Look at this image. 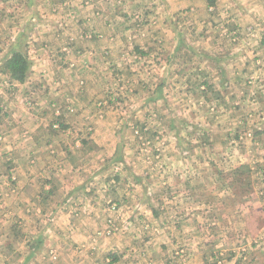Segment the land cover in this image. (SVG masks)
Here are the masks:
<instances>
[{"label": "rangeland", "instance_id": "rangeland-1", "mask_svg": "<svg viewBox=\"0 0 264 264\" xmlns=\"http://www.w3.org/2000/svg\"><path fill=\"white\" fill-rule=\"evenodd\" d=\"M145 1L0 0V264H186L189 251L203 264H264V50L253 51L252 17L236 20L242 30L220 11L210 20L237 0L172 1L167 16L143 14ZM110 43L112 82L96 50ZM135 46L154 67L134 62ZM17 53L22 82L5 68ZM59 89L64 105L38 109L34 93ZM83 127L80 151L65 136Z\"/></svg>", "mask_w": 264, "mask_h": 264}, {"label": "crops", "instance_id": "crops-1", "mask_svg": "<svg viewBox=\"0 0 264 264\" xmlns=\"http://www.w3.org/2000/svg\"><path fill=\"white\" fill-rule=\"evenodd\" d=\"M172 1L176 2V1H180V0H146L145 2L147 4V9L149 11L147 9H143L142 10L143 11L142 13L148 15L150 13H154L155 12L154 14L161 13V15L164 14L165 16H167V13H166L167 12V10H166L167 9V6L165 7V5L167 3H169V2H172ZM237 2L239 4V7L234 5L231 8L230 7L231 5H228V7H222L221 8L220 6H218L217 7L218 9H216V11H215V13H213L212 17L213 16L216 17L217 16V11L218 12L220 11V12H222V16L227 19V21L224 20V22H232V21H235L236 22L235 25L238 28H240V29L243 28V27L237 21H243L245 17H247V18L252 17V20L253 21L251 20L252 22L250 23V24H252V33H253L254 36H256L257 34L260 35V42H259V44H256L254 46V48H253V51L255 53H258L261 48H262V50H264V0H248V3H244L241 0H237ZM141 3L143 4V1H141ZM153 4H157V5L156 6H152ZM209 9L211 10V8H209ZM154 10H156V11H154ZM212 17H210L211 19L210 18L209 19L210 20H214L215 17H213V18ZM210 20H209V23H210ZM236 26H234L235 28H231L230 29V32H228V36L231 35L232 31L235 32ZM213 27H215V26H213ZM237 32H240V30L238 29ZM98 36L99 37H102L103 34L100 33ZM260 44H261V46H260ZM129 46H126V48L129 49ZM179 46L180 45H178L177 47H179ZM118 47H119L118 45H115V44L110 43L108 45H104L102 47H97L96 48V50H98V52H101V53L104 54V56H102V55H98L97 56L98 59H99V62L98 63L101 64V66L100 65H97V66L100 67V68H103L104 71H107L109 73V77L108 78L111 79V82H112V78L110 76H114L116 78V76H117L116 75V72H117L116 70L117 69L115 70V67H114V64H116V61H113L112 59H108V56H110V54H112L114 51H116ZM232 47H233V48H231V51L232 52L238 51V49H236V48H239L238 45H234L233 44ZM133 48L134 49L131 52H129V53L132 55L134 62H139L140 64H147L146 68L143 69L144 71H148V69L154 67V66L148 67V65L150 63H147L145 60H142V58L145 56V55H142V53H143V51L145 50L146 47H144V46H142V47L135 46ZM243 49H244L245 52H247V51H249L250 48L248 46V49L247 48H243ZM229 58H230V56H229ZM249 61L250 60L246 56L239 57V55H238L237 56L236 63L242 62V64H243L244 62H249ZM228 62H229L230 68H232V66L234 64L233 61L228 60ZM161 63H162V65L160 66L161 68L159 69V72L160 73H161L162 69H166V67H167L166 64H168L169 62L168 63L167 62H160V64ZM42 64L43 63H41V65ZM98 74H101V72H99ZM230 75H231V78H230ZM45 76H46V78H48L47 75H45ZM159 76L161 78H163V82H164V80L165 81L168 80V78L166 79V75H164L163 73L159 74ZM234 79H235V76L233 74H231V72H229L228 76L226 77V80L223 81V83H225L224 85L226 86V88H224V89H226V91L228 90V87L231 86L230 84H231V82ZM65 89L66 88L64 87V90ZM105 90L106 91L108 90L107 87H105ZM56 91L57 90H49L47 92L46 91H43V92H40V93H34V96H35V105L38 106V109L43 110L41 108L42 105L44 107H47L52 102V100H54V98L56 100H58V102L60 103V105H64V103H65L64 100L67 98V96L69 97L71 94L68 91H61L60 89L58 90V92H56ZM237 98L238 99H241L243 101V100H245L246 96H245V94H241V95H238ZM80 99H81V97H77L76 98V101L78 102ZM57 105H59V104H57ZM82 108H84V107H79V110H82ZM61 113H62V115H64L63 114V111H61ZM85 129H86V127L85 128L83 127L82 131L80 132L81 134L79 136H76V134L75 135L70 134V129L68 131H66V136H65L66 139L69 140V139L73 138L74 136H75V138H77V142H75V144L78 146V149L80 151L81 150L83 151L84 148L86 147V143H85L86 141L84 139L85 136L82 134L83 132H85ZM78 130H79V128L77 129V132H78ZM89 138L92 139L91 136ZM68 146H70V145H68ZM65 148H66V150L68 152L70 151V149L68 147H65ZM67 156H68V153H67ZM67 159H69V157H67ZM49 167H51V165ZM47 169L48 168H46V171H47ZM80 171L83 172V170H81V169H80ZM44 174H45V170H42V172H37L35 175L34 174L20 173L21 179L22 180H29L30 184H31V182H34L35 180L38 181V180H43V179L47 178V177L44 176ZM25 184H26V182H24L23 186L20 187V192H21L22 195H23V191L27 190L24 187V186H26ZM48 188H50V187H48ZM30 194H31V191H30ZM82 196H84V194H82ZM147 196L151 197V195H149V194H147ZM145 202H146V204H149V208L150 207L152 208V205H150L152 203L151 202V199H146ZM82 206H85V207H88L89 208V206H92V204H91V202L86 201V199H84ZM161 239H162V246H166V248L163 247V251H164L163 256L164 257H161L159 259V262H161L162 260H165L166 261L168 258L171 257V254L172 253L169 252L167 249L173 244V242L169 243V239L170 238H168V237L166 238V236L164 234H163V236H162ZM190 239L193 241V238L192 237ZM191 240H189L190 241L189 244L192 243ZM181 241L182 240H180L179 242L178 241L177 242L174 241V244L175 245L178 244V247H181L182 246V242ZM193 243L195 244V246L198 244V243H196L194 241H193ZM166 251L169 253L168 257L165 256ZM189 252L190 253H188V256H187L188 257L187 258L188 261H187L186 264H203V259H202L203 257H199L198 258V255L196 253H191V251H189ZM174 254H176V252ZM219 256H221V254ZM219 256L209 257V258L206 257L207 264H229V262L231 260L234 261L235 258H236L234 256L232 259L227 260V259H223V257L220 258ZM219 260H221V261H219ZM243 260H245V259H243ZM230 264H232V262ZM238 264H239V262H238ZM254 264H256V263H254Z\"/></svg>", "mask_w": 264, "mask_h": 264}, {"label": "trees", "instance_id": "trees-1", "mask_svg": "<svg viewBox=\"0 0 264 264\" xmlns=\"http://www.w3.org/2000/svg\"><path fill=\"white\" fill-rule=\"evenodd\" d=\"M5 68L16 80L22 82L26 75L28 64L24 57L17 53L13 54L11 58L6 61Z\"/></svg>", "mask_w": 264, "mask_h": 264}]
</instances>
